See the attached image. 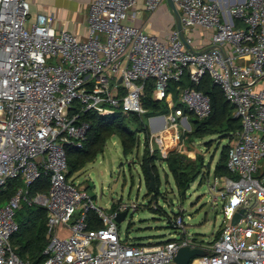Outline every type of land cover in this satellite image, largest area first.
I'll return each mask as SVG.
<instances>
[{
  "label": "built area",
  "instance_id": "obj_1",
  "mask_svg": "<svg viewBox=\"0 0 264 264\" xmlns=\"http://www.w3.org/2000/svg\"><path fill=\"white\" fill-rule=\"evenodd\" d=\"M163 1L94 0L89 37L83 40L58 29L51 14L31 19L29 0H0V195L10 180L22 181L0 206V264H33L12 244L24 200L48 211L50 241L42 264H180L176 257L185 247L204 251L189 264H264V0L228 7L217 0H173L184 33L197 27L213 30L206 51L189 49L179 31L161 39L131 22L140 2L155 12ZM207 74L242 121L230 141L231 175H215L212 186L216 191L222 183L225 189L222 233L209 241L187 235L180 215L173 222L182 232L178 238L126 242L117 217L137 205L121 202L111 213L96 206L80 183L68 177L67 147L84 146L89 112L144 117L149 111L143 95L151 79L154 98L166 100L170 112L151 117L160 129L151 134L150 151L155 152V143L164 144L168 133L173 146L179 145L189 115L208 117L212 102L203 91L188 87L179 92V107L170 85L188 75L198 86ZM44 175L50 177L49 191L31 196L30 187ZM241 209V220L233 224ZM91 210L102 227L89 226Z\"/></svg>",
  "mask_w": 264,
  "mask_h": 264
},
{
  "label": "rangeland",
  "instance_id": "obj_2",
  "mask_svg": "<svg viewBox=\"0 0 264 264\" xmlns=\"http://www.w3.org/2000/svg\"><path fill=\"white\" fill-rule=\"evenodd\" d=\"M168 113L164 112L160 116L166 117ZM144 120L150 131H153L151 117L144 115ZM130 128L136 130L134 126ZM193 128L192 121L183 126L184 137L177 146H173L169 133L165 138V146L155 143L153 154H157V162L152 175L154 179L155 173L160 175L157 199L154 198L157 195L156 185L150 188V179L143 166L146 148L143 132L138 133L139 146L130 154L124 153L121 138L113 136L102 154L73 175L72 178L80 182L95 205L109 213L115 211L121 202L137 205L136 209H130L123 221L118 222L126 242L157 244L178 238L182 232L174 228L173 222L180 215L186 223L185 234L194 235L198 239L212 240L221 229L224 222L222 195L225 189L222 183L216 191L212 190V186L215 184V167L221 159L223 147L230 144V138L218 134L203 139L192 138ZM172 150L189 159L195 160L200 156L204 158L203 173L191 184L185 197L179 194L175 180L163 161ZM44 177L48 176L44 175L39 180ZM27 204L25 200L22 202V206ZM22 210H18L17 220L24 218Z\"/></svg>",
  "mask_w": 264,
  "mask_h": 264
},
{
  "label": "trees",
  "instance_id": "obj_3",
  "mask_svg": "<svg viewBox=\"0 0 264 264\" xmlns=\"http://www.w3.org/2000/svg\"><path fill=\"white\" fill-rule=\"evenodd\" d=\"M170 90L174 94L177 106H182L179 103V92L181 89L188 87H196L211 97L212 112L203 119L190 116L193 122L192 138L203 139L211 135H221L231 138L234 132L242 129V121L235 117V107L226 99L222 89L215 85L212 77L207 74L204 76L201 83L194 85L189 76L186 75L180 82H172ZM176 89V90H175ZM155 81L148 80L146 83L145 93L143 95V105L149 111L146 115L149 117L160 115L164 112H170L169 103L166 100L159 101L154 98ZM84 119L89 121L91 127L88 133V138L82 148L68 146V177L84 168L88 163L93 162L105 150L106 144L113 136H119L122 141L123 151L125 154H130L135 148L139 146L138 133L145 134L146 148L143 159V166L145 168L147 177L154 169H156L157 154H152L149 147V140L151 131L149 126L145 123L144 117L137 113L125 115L118 113L115 117H102L95 112L85 114ZM134 126L136 130L130 128ZM230 144L222 149L221 159L215 167V175L226 176L231 175L228 168V155ZM163 161L168 166V172L173 176L179 194L182 197L186 196L191 184L203 173L205 168L204 158L202 156L197 159H189L178 151H172ZM154 168V169H153ZM167 173V174H169ZM155 175V185L158 198L160 186V175ZM151 188V180H150ZM22 185L21 180H10L8 186L0 195V206L8 201L17 191L18 187ZM50 189V177H44L36 181L30 187V194L36 195L38 192H48ZM25 206V207H24ZM22 206V214L24 218L19 219L20 230L17 235L12 238V244L20 257L30 260L33 263L37 261L42 264L45 260L44 250L47 247L50 238L48 234V211L46 208L38 205H24ZM160 208V207H158ZM157 208V209H158ZM88 223L91 228H100L103 226L102 220L95 211H89ZM218 231L216 237L221 235Z\"/></svg>",
  "mask_w": 264,
  "mask_h": 264
},
{
  "label": "crops",
  "instance_id": "obj_4",
  "mask_svg": "<svg viewBox=\"0 0 264 264\" xmlns=\"http://www.w3.org/2000/svg\"><path fill=\"white\" fill-rule=\"evenodd\" d=\"M29 1L31 5V15H30L31 19L36 18V16L40 13L51 14L55 18V26L58 29L68 30L83 40H86L89 37L88 16H89L90 5L94 0H29ZM217 1H219L224 7H228L243 0H217ZM133 10L137 11V17L131 20V22L141 27L144 31H146L149 34L156 35L161 39H165L174 31H178L176 17L168 0H164L162 5L155 12L147 11L143 2H140ZM185 36L190 37L192 39V43L190 45L194 50L203 51L212 47L211 46V39L213 36L212 29L197 27L190 33L185 32ZM261 87L264 88V80L261 84ZM190 116L191 114L189 115V122H190L189 124H191ZM159 129L160 126L158 123H152L153 131H151L152 132L151 134L156 133ZM165 144L167 143L165 142L164 146ZM171 152H169V154ZM60 231L62 234L68 233L67 229L65 228H61Z\"/></svg>",
  "mask_w": 264,
  "mask_h": 264
},
{
  "label": "water",
  "instance_id": "obj_5",
  "mask_svg": "<svg viewBox=\"0 0 264 264\" xmlns=\"http://www.w3.org/2000/svg\"><path fill=\"white\" fill-rule=\"evenodd\" d=\"M174 14H175V17H176V22H177V27H178V31L181 35V38L183 39V41L185 42V44L187 45V47L189 49H192L191 45L187 42V38L185 36V33H184V29H183V24H182V18H181V14H180V11L179 9L177 8L175 2L173 0H168ZM194 50V49H192ZM208 50V49H206ZM205 50V51H206ZM122 81V80H121ZM150 180H151V188H154L155 187V179L153 177V175H150ZM245 210L244 209H241L240 212H238L234 219H233V224H236L238 223L243 214H244ZM127 216V212H121L119 214V216L117 217V221L118 222H121L123 221ZM204 251H202L201 249H191L189 247H185V248H182L180 249L177 257H176V261L179 262L180 264H189L190 260L194 257V256H197V255H200V254H203ZM33 264H38L37 261H35Z\"/></svg>",
  "mask_w": 264,
  "mask_h": 264
},
{
  "label": "bare ground",
  "instance_id": "obj_6",
  "mask_svg": "<svg viewBox=\"0 0 264 264\" xmlns=\"http://www.w3.org/2000/svg\"><path fill=\"white\" fill-rule=\"evenodd\" d=\"M169 140V139H168ZM171 143V142H170Z\"/></svg>",
  "mask_w": 264,
  "mask_h": 264
}]
</instances>
